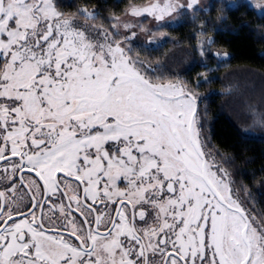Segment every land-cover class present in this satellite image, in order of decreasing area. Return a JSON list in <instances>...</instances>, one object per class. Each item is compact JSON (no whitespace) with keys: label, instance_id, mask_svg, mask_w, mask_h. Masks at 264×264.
I'll return each mask as SVG.
<instances>
[{"label":"snow or ice","instance_id":"obj_1","mask_svg":"<svg viewBox=\"0 0 264 264\" xmlns=\"http://www.w3.org/2000/svg\"><path fill=\"white\" fill-rule=\"evenodd\" d=\"M198 3L133 0L123 15L146 29L0 0V264H264V222L216 164L198 98L132 55L133 29L163 47L166 18ZM245 6L264 20V0Z\"/></svg>","mask_w":264,"mask_h":264},{"label":"trees","instance_id":"obj_2","mask_svg":"<svg viewBox=\"0 0 264 264\" xmlns=\"http://www.w3.org/2000/svg\"><path fill=\"white\" fill-rule=\"evenodd\" d=\"M132 2L60 0L64 6L59 10L72 16L87 7L100 14L96 25L110 27L109 19L122 15ZM245 5L216 2L207 10L186 13L180 23L166 29L163 47L145 50L133 44L132 55L143 62L149 76L179 78L196 95L203 136L211 137L212 155L230 174L235 196L260 223L264 222V135L245 134L253 125L247 120L251 119L248 111L237 117L234 113V108L243 111L247 106L264 113V20ZM209 40L214 42L210 46ZM201 42L206 56L200 55ZM214 50L228 59L219 61ZM247 84L251 88L245 87Z\"/></svg>","mask_w":264,"mask_h":264},{"label":"rangeland","instance_id":"obj_3","mask_svg":"<svg viewBox=\"0 0 264 264\" xmlns=\"http://www.w3.org/2000/svg\"><path fill=\"white\" fill-rule=\"evenodd\" d=\"M182 2H187V0H182ZM216 2H221V3H225L226 5H228V6H231V7H234V6H238L239 4H247V3H253L254 2V0H199V3L196 5V7H195V10H187L186 12H184L182 15H177V14H173V16H171V17H167L166 18V20H169V21H174V23L171 25V27H173V26H175V25H177L178 23H180L181 21V17L184 15V14H186V13H189V12H194V11H196V10H207V9H209L210 7H211V5L213 4V3H216ZM127 10V9H126ZM125 10V11H126ZM124 11V12H125ZM256 11V10H255ZM69 17H71V16H69ZM122 20H128V21H132V22H134V23H137V24H139V22L141 21V20H145V23H144V28H146V29H154L155 27H156V21H154V20H152L151 18H144V17H140V18H133V17H130V16H124L123 14L122 15H120L119 16ZM78 20V19H77ZM78 22L79 23H81V24H83V23H85V21H83V20H78ZM90 23V22H89ZM97 26H99V25H97ZM134 31H136L137 32V36H136V38L132 41V45L133 44H139V45H143L146 41H148L149 40V35H148V33L147 32H145V31H140L139 30V28H137V29H133ZM122 32H123V30H121ZM162 36H164L166 39L168 38V35H167V33L165 32L164 34H161V33H157V35L155 36V37H153V39H155V40H157V41H161V38H162ZM201 45H200V47L201 46H203V42H201L200 43ZM153 47H155V46H153ZM214 53H219V57H218V59H219V61H225L226 59H228V55H226V54H223V53H221V52H219V51H216V50H214ZM217 57V56H216ZM173 82H176V80H173ZM245 87H249V88H251V86L249 85V84H247ZM249 92V91H248ZM262 99H264V95L262 94ZM246 109L244 110L243 109V111H240L239 109H237V108H234L236 111L234 112L235 113V115H236V117H237V115H239L240 116V114H241V112H244V111H248L247 112V116H250L251 117V113L253 112V111H251V110H248L250 107H245ZM250 111V112H249ZM240 113V114H239ZM243 114H245V113H243ZM231 117H233L232 116V113L231 114H229ZM242 118V117H241ZM248 121H251L252 119H247ZM244 121H246V119H242L241 120V122H244ZM250 123V122H249ZM248 124V123H247ZM252 124H253V122H252ZM250 126L251 127H247V130H245V134H248V135H257L259 132H261L263 135H264V127H260V126H254V125H251L250 124ZM204 134V133H203ZM204 137H207V135L205 134V136ZM215 161H216V164L218 165V166H220V164L217 162V160L215 159ZM226 163V162H225ZM221 167V166H220ZM231 185H232V183H231Z\"/></svg>","mask_w":264,"mask_h":264},{"label":"flooded vegetation","instance_id":"obj_4","mask_svg":"<svg viewBox=\"0 0 264 264\" xmlns=\"http://www.w3.org/2000/svg\"><path fill=\"white\" fill-rule=\"evenodd\" d=\"M26 191V190H25Z\"/></svg>","mask_w":264,"mask_h":264}]
</instances>
